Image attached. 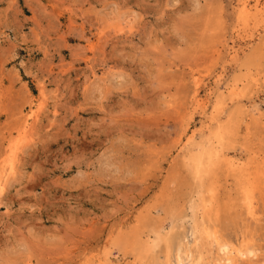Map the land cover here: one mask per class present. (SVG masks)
I'll return each mask as SVG.
<instances>
[{
    "label": "rangeland",
    "instance_id": "374dc122",
    "mask_svg": "<svg viewBox=\"0 0 264 264\" xmlns=\"http://www.w3.org/2000/svg\"><path fill=\"white\" fill-rule=\"evenodd\" d=\"M219 244L264 264V0H0V264Z\"/></svg>",
    "mask_w": 264,
    "mask_h": 264
},
{
    "label": "bare ground",
    "instance_id": "6f19581e",
    "mask_svg": "<svg viewBox=\"0 0 264 264\" xmlns=\"http://www.w3.org/2000/svg\"><path fill=\"white\" fill-rule=\"evenodd\" d=\"M196 82V81H195ZM158 236V235H157ZM171 236V235H170ZM138 238V237H137ZM157 240V239H156ZM166 241V240H165ZM153 242V241H152ZM166 243V242H165ZM177 249V248H176ZM254 249V248H252ZM256 250V249H255ZM252 252L251 250H248V252ZM228 253V246L225 244H219L218 247V254H219V260L216 264H233L232 258L227 255ZM254 254V252H252ZM256 253V252H255ZM250 254V253H248ZM234 262V261H233ZM262 264V263H261Z\"/></svg>",
    "mask_w": 264,
    "mask_h": 264
}]
</instances>
